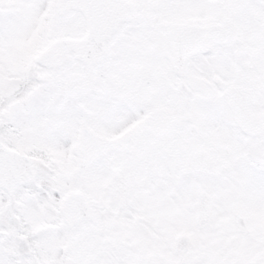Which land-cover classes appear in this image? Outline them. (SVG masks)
<instances>
[{"label":"snow or ice","instance_id":"obj_1","mask_svg":"<svg viewBox=\"0 0 264 264\" xmlns=\"http://www.w3.org/2000/svg\"><path fill=\"white\" fill-rule=\"evenodd\" d=\"M0 264H264V0H0Z\"/></svg>","mask_w":264,"mask_h":264}]
</instances>
